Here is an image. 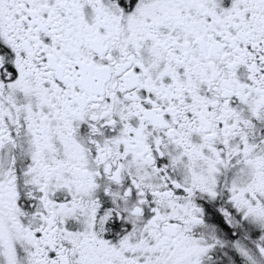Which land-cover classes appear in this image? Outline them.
Segmentation results:
<instances>
[{"label": "snow or ice", "instance_id": "obj_1", "mask_svg": "<svg viewBox=\"0 0 264 264\" xmlns=\"http://www.w3.org/2000/svg\"><path fill=\"white\" fill-rule=\"evenodd\" d=\"M0 264H264V0H0Z\"/></svg>", "mask_w": 264, "mask_h": 264}]
</instances>
